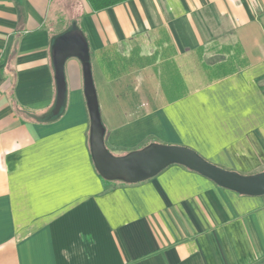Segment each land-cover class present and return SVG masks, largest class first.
<instances>
[{
	"label": "crops",
	"instance_id": "crops-1",
	"mask_svg": "<svg viewBox=\"0 0 264 264\" xmlns=\"http://www.w3.org/2000/svg\"><path fill=\"white\" fill-rule=\"evenodd\" d=\"M74 23L113 154L157 142L264 170V0H0V264H264V194L181 164L103 180L75 56L46 120L53 42Z\"/></svg>",
	"mask_w": 264,
	"mask_h": 264
},
{
	"label": "water",
	"instance_id": "water-1",
	"mask_svg": "<svg viewBox=\"0 0 264 264\" xmlns=\"http://www.w3.org/2000/svg\"><path fill=\"white\" fill-rule=\"evenodd\" d=\"M52 53L57 84L55 114L62 110L65 103L66 60L75 56L82 62L84 93L91 117V152L95 167L103 178L136 183L156 176L172 164H181L240 194L252 196L264 194V170L254 174L228 170L210 162L187 146L154 142L124 155L113 154L105 140L106 128L101 117L88 42L76 23L55 38Z\"/></svg>",
	"mask_w": 264,
	"mask_h": 264
},
{
	"label": "trees",
	"instance_id": "trees-1",
	"mask_svg": "<svg viewBox=\"0 0 264 264\" xmlns=\"http://www.w3.org/2000/svg\"><path fill=\"white\" fill-rule=\"evenodd\" d=\"M87 1L89 2L91 8L94 11H101V10H105V9H107L109 7L115 6V5L119 4V3H122V2H125V1H129V0H87ZM81 31H83V30H81ZM83 34L85 35L84 31H83ZM64 106H65V104H64ZM62 111H63V108L58 114H53L52 116H50V118H48L46 120L47 121H54V120L58 119L60 117V115L62 114ZM103 180L104 181H111V180H107L105 178H103Z\"/></svg>",
	"mask_w": 264,
	"mask_h": 264
}]
</instances>
